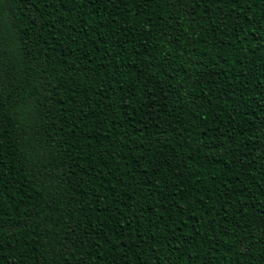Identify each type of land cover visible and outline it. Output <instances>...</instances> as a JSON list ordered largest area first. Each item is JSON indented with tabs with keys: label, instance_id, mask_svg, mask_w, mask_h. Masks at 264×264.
<instances>
[{
	"label": "trees",
	"instance_id": "obj_1",
	"mask_svg": "<svg viewBox=\"0 0 264 264\" xmlns=\"http://www.w3.org/2000/svg\"><path fill=\"white\" fill-rule=\"evenodd\" d=\"M0 264H264V0H0Z\"/></svg>",
	"mask_w": 264,
	"mask_h": 264
}]
</instances>
